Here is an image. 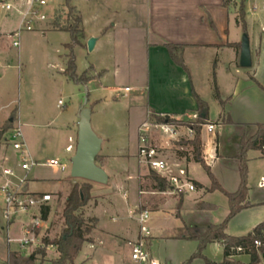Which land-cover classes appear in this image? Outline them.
Segmentation results:
<instances>
[{
  "label": "crops",
  "instance_id": "0c3cea01",
  "mask_svg": "<svg viewBox=\"0 0 264 264\" xmlns=\"http://www.w3.org/2000/svg\"><path fill=\"white\" fill-rule=\"evenodd\" d=\"M224 2L225 0H72L71 2V7L82 17L84 37L81 40V46L84 45L87 48L88 41L95 38L96 44L92 52L98 53L104 63H111L118 76L114 81H108L109 66L101 62L90 69L96 71L98 79L105 82V84L101 82L105 93H114L121 87H124L125 91V95L122 97L107 94L105 98L93 101L91 106L93 130L103 141L101 155L104 163L100 167L108 174L109 184L123 191L126 200L130 201L132 191L138 193L131 204L134 211H130V215L133 218L139 208H144L150 214H160L157 219L161 224L167 221L165 216L168 213L180 221V224L176 223L174 228L169 230L167 228L158 230H155L154 227L151 228V245L157 246L166 240L192 241L179 238L180 230L184 228L205 229L211 225L221 224L229 214V202L227 201L225 207H221L220 211L214 212L216 207L204 201V198L212 193L208 190L211 188L212 182L206 172V178H200L197 173L196 167L202 166L193 161L192 148L183 144L191 141L187 138L185 127L178 129V135L173 139L163 134L161 130L152 127L149 139L154 146L168 155L171 174L177 175L179 169H185L186 180L194 185L195 190L186 189L183 193L178 194L172 188H168L166 191L160 192L154 189L153 179L151 180L153 188H150L152 191L142 190V186L146 187L149 182L147 177L152 169L138 155L141 127L147 123L154 125L155 122L152 118L154 114L168 115L186 121L191 120L193 115H197V103L193 91L206 101L205 94L214 88L216 82L223 100H227V102L223 108L216 100L221 111L217 121L209 123L214 126L213 132L209 133L206 130L207 134H205L204 128L202 129V152L213 176L221 187L228 193H235L241 182L240 164L236 159L240 151V141L244 134H254L255 128L251 127L247 132H245L246 129L240 132L235 144L229 148L230 154H224L221 152V134L217 132V127H220L221 130L228 128L230 126L226 124L228 119L237 125H247L249 123L245 121L248 119V113L252 112L255 114V121H264V91L262 90L263 95L259 97L261 103L256 104L250 94L254 92L253 87H256L252 83L254 76L251 75V72L245 71L246 69H238L240 68L238 62L241 41L238 36H234L231 30L232 14L236 19V28H240L237 22V13L234 6L226 8ZM59 9H56L55 12ZM10 34L2 33L0 29V45ZM237 34L235 33V35ZM167 45L182 47L180 53L183 66L175 63ZM237 46H240L239 50ZM258 50V43L255 44L254 53L251 46L253 65L254 54L257 59L259 58ZM226 51H229L228 59H226L228 65H226V61L224 62ZM209 52L212 57H209L207 61L206 75L203 80L199 75L198 66L192 63H198L200 60L204 62V55ZM15 61L18 62L15 57L0 48V67L1 64L4 66L5 63ZM221 65L224 66L222 75V79L226 80L224 86L220 82ZM17 67L19 70L22 69L20 63ZM124 84L125 86H122ZM130 93H133L132 96L129 95ZM125 98L129 99L126 103L123 102ZM207 104L209 108V103L207 102ZM57 108L61 109L58 105ZM79 111L76 112L77 120H64L65 122L58 128H53V131L61 139L60 142H56L58 147L55 155L50 159L43 160L44 162L59 159L66 164L68 161L71 163L77 146ZM45 114L43 110L32 109V112L26 115L22 109L18 108L7 120L0 118V129L6 122L12 123L11 130L21 129L27 154L38 163H44L40 162L42 161L40 157L46 144V133L38 131V129L50 130L63 115L59 112L51 120L46 121L43 120ZM253 124H257V122ZM215 133L216 136H214ZM1 148L5 149L3 155H0L1 166L11 165L19 158V154L10 147L2 144ZM253 152L255 159L264 160L259 151ZM224 159L230 161L233 159L231 162L234 164V172L230 179H225L221 175V171L216 168ZM250 161L251 158H249ZM119 163L126 165L119 168L117 166ZM17 168L16 170L19 172V167ZM63 173L59 169L37 166L29 172L17 174V177L26 180L24 189L27 194L38 197L50 194L53 199V194L41 191L39 186L58 185L61 182L59 176ZM7 180H1L0 186ZM11 181L15 184L18 183V179ZM195 183L201 186L198 187ZM248 188L249 201L253 207L240 212L230 223L233 224L242 218L246 225H251L250 232L247 234L251 233L259 224L264 223L262 218H260L262 220L255 219L253 221L250 219L253 211L264 204V198L250 186ZM259 189L262 190L261 192L264 190L261 187ZM68 196L65 198V202ZM49 203L44 206H49ZM184 205L190 206L191 210H186ZM5 210L6 205L4 213ZM36 213H39L38 209L33 211V214ZM94 218L97 219V229L95 228V230L100 234V237L94 243L90 242L91 249L97 244L103 245L105 241H110L115 244V248H118L115 251L120 252L125 247L131 249L130 244L140 238V228L138 229L136 225L123 226L122 232H108L100 226V220L95 214ZM113 220L115 221V219ZM136 222L138 223L137 219ZM226 233L234 236L231 234L229 226ZM209 245H220L224 250L222 242ZM51 248L55 247L51 246ZM17 251H11L8 247L4 262L9 264L10 254ZM151 252L160 264H175L162 262L156 256L154 249ZM242 256L248 255L234 258L239 259ZM90 258L91 255L88 254L87 259ZM127 264H134V262L129 260Z\"/></svg>",
  "mask_w": 264,
  "mask_h": 264
},
{
  "label": "rangeland",
  "instance_id": "374dc122",
  "mask_svg": "<svg viewBox=\"0 0 264 264\" xmlns=\"http://www.w3.org/2000/svg\"><path fill=\"white\" fill-rule=\"evenodd\" d=\"M34 1L35 0H4L3 2H0L1 32L11 33L6 36V39L1 43L0 48L18 60V62L5 63L4 66L1 64L0 67V118H6L5 120H7V118L12 116L15 110H18V108L22 109L26 115L30 114L32 109H35L36 111L43 110L46 113L43 120L46 121L48 119L51 120L59 112L63 113L61 119L57 120L50 130L38 129V131L46 133V144L40 157V160H42L40 162H44L43 160L50 159L55 155L58 147L56 142H60L61 139L58 134L53 131V128H58L65 122L64 120H77L76 112H78V110L84 105L86 92L89 93L88 106L91 108L93 101L96 99H103L107 94L122 97L125 95V91L124 87H121L114 91V93H105L101 86V82L104 81L98 79L96 71L90 68L99 62L105 65L108 64L110 73L107 76V79L110 82L114 81L118 75L111 63H104L98 53L90 52L88 47L86 48L84 45L75 46L74 55L76 59L77 73L79 75L85 73V77L89 79V83L84 86L75 84L73 81L69 80L64 75L67 64V55L69 54L65 45L72 42L71 35L67 32L44 31L52 29L51 24L58 17L55 10L63 8L66 0H44L46 5H36V10H38L39 13L32 14L35 11V8L32 9ZM239 4L240 0H237V6ZM6 5H11L12 10L6 11ZM245 6L246 33L251 38L253 53L256 43H258V51L260 53L258 59L254 54L253 68L246 69L245 71L251 72V75L255 78V81L253 80L252 83L256 87H253L254 92H251L250 94L252 100L256 104H260L261 100H259V97L263 95V91L258 83L264 87V0H246ZM235 10L237 13L236 6ZM231 11H233V9H231ZM68 14L67 10L64 11L61 18L62 25L68 21ZM41 15H44L46 20H40ZM24 22L32 26L33 30H25ZM21 29L23 30L20 32V37L14 38L13 33L18 32ZM231 30L234 33V36H238L242 42L245 32L241 26L239 29L236 28V19L233 14L231 15ZM235 33L238 34L235 35ZM14 42L18 43V47L13 46ZM228 53L229 51H226L224 54V62L228 59ZM204 57V62L200 60L198 63H192L198 66L199 75H201L200 77L203 80L206 75L205 68L208 64L207 61L212 55L209 52L205 53ZM19 63L22 65L21 70L17 67ZM228 64V61H226V65ZM238 66L240 67V62H238ZM223 67V65L220 66L221 71L219 72V75L221 78V85L224 86L226 80L224 81L222 79ZM238 69L243 68L240 67ZM106 83L108 84V82ZM122 86H125V84ZM132 94L133 93H130L129 95L132 96ZM60 100L65 103V108H57ZM128 100L129 99L125 98L123 99V102L126 103ZM205 100L209 103L210 109V121H208L206 127H204V133L207 134V126L212 121H217L221 111L220 105L215 99V87L205 94ZM254 117V112L250 114L248 113V119L245 121L249 123L247 125L232 124L228 128L222 130L220 127H217V132L221 134L222 153L230 154L229 148L235 144L237 136L245 129V132H247L251 127H254L253 125L255 124L252 125V123H264V121H255ZM214 136H216V133ZM4 151L5 149L1 148L0 155H3ZM248 156L251 158V161L248 164L247 185L254 191H257V194L264 198V190L261 192L262 190L260 191L259 189L260 183L264 179V160L255 159L253 151H250ZM231 161H233V159ZM231 161L224 159L223 162L216 167L221 171V175H223L225 179H230L231 175H233L234 164H232L233 162ZM103 163V156L100 152L97 164L100 166ZM122 165L126 164L119 163L117 166L122 168ZM8 167L13 168L16 175L23 172L21 170L19 158H17L13 164L8 165ZM17 167H19V172L16 170ZM196 170L198 175H200V178L207 177L202 167L197 166ZM152 172L153 170H150L149 176L147 177L149 178V182L146 187L142 186V190L152 191V189H150L153 188V186H151ZM59 178L61 182L56 186H39L41 191H47L54 195L52 201L49 203V206L51 207L49 219L47 222L41 220L39 225L35 224V220L41 219L38 213H36L35 216L33 213L26 216L23 215L20 221L16 217L8 219L4 213L5 202L3 196L0 197V264H6L4 258L8 251V247L11 251L18 250L15 253L23 257V260H27L34 252L42 247L44 239L48 238L51 241H58L64 235L66 229L65 219L63 217L65 198L69 195L70 191L76 184H81L86 181L71 177L70 161L67 163L66 171H64ZM4 179L6 178H0V181ZM137 195L138 193L136 191H132V197L130 198V201H128L126 200L127 198L125 199L123 196V191L111 186L109 182L107 185L92 183V186L89 189V201L81 212L86 219L94 218L95 214L100 220V226L108 232H122L121 228L126 225H136L139 229L140 226L136 222V216L133 218V216L130 215V211H134L131 205L133 202L132 200H134ZM204 201L207 204L214 205L216 207L214 212H218V210H221V207H225L228 198L220 191H212L211 194H208L204 198ZM170 207L172 208V206ZM185 209L191 210V207L187 205L185 206ZM143 210L144 208H139L135 213ZM157 217H160V214H150V229L154 227L155 230H158L159 228H167V230H169L174 228L176 223L180 224V221L176 220L171 213H168V215L165 216L167 221L162 224ZM260 218L264 220V204L253 211L252 218L250 219L253 221ZM113 219H115V221ZM228 226L231 234L236 236L250 232L251 225H246L243 219L240 218ZM25 230H29L32 235L26 236ZM25 236L28 239H31L34 236L35 241L29 243V245L26 246L27 249L22 251L20 241L23 240ZM99 237L100 234L95 230L90 234L89 239L94 243ZM89 244L91 243L89 242L84 245L74 264H85V262L86 264H127L129 260L132 261L131 249L128 247H125L122 251L118 252L115 251L118 250V248H115V244L110 241H105L103 245L97 244L93 249H91V245ZM153 249L156 256L162 262L185 264L197 252L198 244L196 241L166 240L162 241L157 246L154 244L150 245V251ZM88 254L91 255L90 259H87ZM203 255L205 258H195L190 264H221L224 261V250L220 245H208L204 250ZM59 256L57 248L49 247L46 250L45 256L37 255L36 259L31 261V264H54V262L59 259ZM231 261L248 264L250 262V257L242 256L239 259H231Z\"/></svg>",
  "mask_w": 264,
  "mask_h": 264
},
{
  "label": "trees",
  "instance_id": "16d2710c",
  "mask_svg": "<svg viewBox=\"0 0 264 264\" xmlns=\"http://www.w3.org/2000/svg\"><path fill=\"white\" fill-rule=\"evenodd\" d=\"M246 0H240V4L237 6V0H225L224 6L237 7L238 24L241 26L246 33ZM72 0H66L63 8L57 10V18L51 24L52 29L59 32H67L71 35L72 42L65 45V48L69 52L67 55V64L64 71V75L75 84L87 85L89 79L85 76L86 74L79 75L77 73L76 59L74 55L75 46L81 45V40L84 37V31L82 27V17L75 13L73 7H71ZM68 11V21L62 25L61 18L64 11ZM240 46H237L239 50ZM167 49L172 59L178 65L183 66L181 58V46L167 45ZM255 81V78H252ZM261 89L264 91V87L258 83ZM215 87V99L224 108L227 100H223L219 88L214 84ZM193 96L197 103V119L195 121H186L183 119H176L171 116L165 115H153L152 118L155 124H170L179 127H191L194 132V138L191 141L184 142V145H189L192 148L193 161L200 164L207 175L209 176L212 185L208 189L212 191H220L225 194L229 202V214L226 219L217 225H211L205 229L195 228H184L180 230L179 238L196 241L198 243L197 252L194 256L185 264H190L195 258H205L203 255L204 250L209 244L215 242H222L224 244V261L221 264H244L235 263L231 261L234 257L240 255H248L250 262L248 264H261L264 262V223L259 224L255 229L245 236H230L226 233L229 223L243 210L253 207L249 201V188L248 182V163H249V152L259 151L261 157L264 159V123L253 125L255 133L252 135L244 134L240 141V151L236 156L240 164V187L235 193H228L221 185L217 182L212 174L210 166L206 163L203 152H202V129L207 125L209 121V108L206 101L201 99L196 92L193 91ZM226 124H234L232 120L228 119ZM12 129V123L6 122L5 125L0 129V150L5 135ZM99 156L97 157V162ZM152 179L155 183L154 189L164 192L168 189L169 182L166 178L160 176L156 172H152ZM198 187L201 185L195 183ZM92 186L90 182H82L76 184L65 202L63 217L65 219V232L64 235L58 241H51L48 238L42 242V247L33 253L27 260H23L21 256L16 253H11L9 256V264H31V261L36 259L37 255L45 256L46 250L53 246L57 248L59 253V259L54 264H74L75 260L80 255L83 246L86 243L91 242L89 239L90 234L95 230L97 219H86L81 210L86 206L89 201V189ZM38 197V196H36ZM51 212L49 206L41 207V219L47 221ZM262 241L263 246L261 248L255 247V241ZM241 248L242 251L238 252L236 249ZM209 262V261H208Z\"/></svg>",
  "mask_w": 264,
  "mask_h": 264
},
{
  "label": "built area",
  "instance_id": "2783aa9c",
  "mask_svg": "<svg viewBox=\"0 0 264 264\" xmlns=\"http://www.w3.org/2000/svg\"><path fill=\"white\" fill-rule=\"evenodd\" d=\"M37 6H45L46 2L44 0H35L32 4V9L35 8L34 13L38 14V10H36ZM6 11H11L12 6L6 5ZM31 9V10H32ZM40 20H46L44 15L40 16ZM28 21V20H27ZM26 22V21H25ZM24 22L25 30L32 31L33 28L28 23ZM24 29V28H23ZM19 30L16 33H13L14 38L20 37V32L23 30ZM14 47H18V43L14 42ZM59 108H64L65 103L60 100L58 102ZM197 115H193L191 121H195L197 119ZM159 129L163 132V134L169 136L170 138H174L178 135V129L181 127L170 125V124H144L140 129V141H139V149L138 155L140 159L146 163L150 169L158 173L160 176L167 179L169 182L168 188H172L173 191H176L178 194L183 193L186 189L190 191H194L195 187L191 183L187 182L186 176L187 172L185 169H179L177 175L171 174V167L169 163L168 155L161 149L154 146L149 139V134L151 128ZM206 127V125L204 126ZM187 130V138L192 140L194 138L195 132L191 127H185ZM214 126L208 125L207 131L209 133L213 132ZM2 144L10 147L12 150L16 151L19 154V160L21 163V170L23 172H29L32 168L37 166L49 167V168H57L62 172L66 171L67 164L59 159H51L44 163H38L34 161L26 151V144L23 132L20 128H15L9 131L8 135L4 137ZM5 177L8 179L2 186H0V197L3 196V200L6 205L5 215L8 219L16 217L18 220L21 219L22 215H29L33 213L34 210L38 209V215L41 217V207L46 205L47 203L52 201V196L50 194L43 195L41 197H36L34 195H29L25 192L24 185L25 179L18 178L16 172L13 168H9L8 166L0 165V178ZM12 179H18V183H13ZM260 187L264 189V179L260 183ZM35 216V214H34ZM37 216V215H36ZM138 224L140 226V238L135 243L131 245V259L134 264H160L157 259L154 258L150 251L152 232L149 228L150 221V212L148 210H143L141 212L134 213ZM42 219L35 220V224L39 225ZM43 221V220H42ZM44 222V221H43ZM26 236H31L32 233L29 230H25ZM25 236L23 240L20 241V246L22 247V251L26 250L29 243H33L35 241V237L33 236L31 239H28ZM263 246V242L258 240L255 241V247L261 248ZM236 251L241 252L242 249L238 248ZM264 263V262H263Z\"/></svg>",
  "mask_w": 264,
  "mask_h": 264
},
{
  "label": "water",
  "instance_id": "95a60500",
  "mask_svg": "<svg viewBox=\"0 0 264 264\" xmlns=\"http://www.w3.org/2000/svg\"><path fill=\"white\" fill-rule=\"evenodd\" d=\"M96 39L88 41L90 52L94 50ZM240 67L243 69L252 68V53L250 38L245 33L241 42ZM89 93L86 92L84 105L78 114V135L77 146L74 156L71 159V177L90 183L107 185L109 176L106 171L97 164V157L102 149V139L95 133L92 127V109L88 106ZM264 258V255H263Z\"/></svg>",
  "mask_w": 264,
  "mask_h": 264
}]
</instances>
